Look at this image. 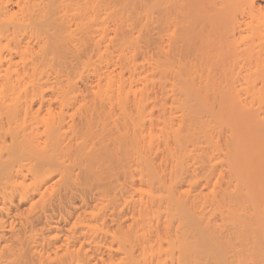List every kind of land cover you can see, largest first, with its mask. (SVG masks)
<instances>
[{
    "label": "bare ground",
    "instance_id": "bare-ground-1",
    "mask_svg": "<svg viewBox=\"0 0 264 264\" xmlns=\"http://www.w3.org/2000/svg\"><path fill=\"white\" fill-rule=\"evenodd\" d=\"M0 264H264V0H0Z\"/></svg>",
    "mask_w": 264,
    "mask_h": 264
}]
</instances>
